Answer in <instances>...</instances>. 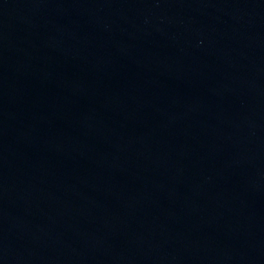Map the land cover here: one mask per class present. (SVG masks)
I'll list each match as a JSON object with an SVG mask.
<instances>
[{
    "label": "water",
    "instance_id": "obj_1",
    "mask_svg": "<svg viewBox=\"0 0 264 264\" xmlns=\"http://www.w3.org/2000/svg\"><path fill=\"white\" fill-rule=\"evenodd\" d=\"M0 264H264V0H0Z\"/></svg>",
    "mask_w": 264,
    "mask_h": 264
}]
</instances>
